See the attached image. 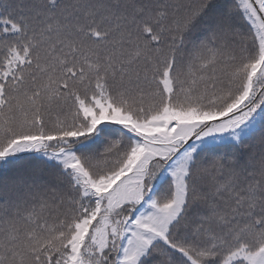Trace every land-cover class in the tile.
<instances>
[{"label": "snow or ice", "instance_id": "6c2138e0", "mask_svg": "<svg viewBox=\"0 0 264 264\" xmlns=\"http://www.w3.org/2000/svg\"><path fill=\"white\" fill-rule=\"evenodd\" d=\"M0 264H264V0H0Z\"/></svg>", "mask_w": 264, "mask_h": 264}]
</instances>
